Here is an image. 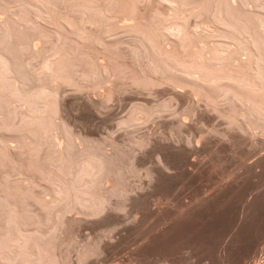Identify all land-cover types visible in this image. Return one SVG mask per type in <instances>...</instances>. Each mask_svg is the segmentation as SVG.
Wrapping results in <instances>:
<instances>
[{
    "label": "rangeland",
    "instance_id": "1",
    "mask_svg": "<svg viewBox=\"0 0 264 264\" xmlns=\"http://www.w3.org/2000/svg\"><path fill=\"white\" fill-rule=\"evenodd\" d=\"M253 1L215 0L214 4L210 0H139L136 8L131 10V7L123 9V7L117 6L111 10L103 9L105 12L102 10V15L80 13L75 14L77 17L72 19H63V16L59 18V22L62 23L59 24L62 25L61 27L66 33L62 29L60 31H62L61 34L64 32L67 36L59 40L56 36L59 32L56 24H53V21L45 14H33L35 16L31 17L38 26L43 27V30L46 28L45 31L48 29L49 34L53 35L54 33V37H57L56 47L51 49L50 44L53 39L50 36L48 38L46 36V39L43 33L40 35L41 28L37 31L36 28L27 30L21 26L22 24L26 27H34L31 25L32 21L28 20L31 24L27 23V18H31L28 17V14L25 13V16L27 15L25 18L24 13L20 18L16 15V23L13 24L15 18L13 17L11 22V19L7 20L5 13L0 11V25L6 30V32L4 29L0 31L1 36L2 33L5 34L2 36L3 38H0V136H2L0 137V203L8 202L9 206L11 202L21 203L20 205L26 204L25 208L29 210L34 208L33 210H35L36 207H40L42 202L49 201L51 203L55 196L57 198L58 194L64 195L68 191L69 194L73 191L72 196L74 193L81 194L80 196H84L83 198L86 199H99L98 196H105L107 208L105 211L103 210L104 212H100L103 215L99 213V215L84 218L79 215L80 213L78 214L76 209L68 206L70 202L66 201L65 218L68 217L65 220V233H62L64 237H72V240H75L76 248L86 242L98 246V252L91 254L92 257L88 256L85 264H264V142L262 141L264 137H261L254 128L250 129L252 132L247 130L243 133L237 129L229 130L226 121L223 119L224 122L214 112L217 110V104L219 106L225 104L223 102L225 97L214 99L215 87L221 82L228 84L231 81L232 84L235 82L237 84L239 80L238 82L235 79L232 80V77L244 78V76H248L245 74H249L257 67L256 74L259 73V78L264 76L262 73L264 72V24L262 23L264 15L263 19H261V14H259L260 17H256L258 20L260 19L258 22L257 19H254L255 17H250L247 14L249 12L252 14L251 11L254 13L257 10L256 14L259 11L264 14V0H258L260 4L257 0ZM262 2L263 5H261ZM15 3L9 4L12 13H9L8 16H12V9H16L18 6ZM257 4L263 8L259 5L258 7ZM62 10L64 11V9H61L63 13ZM245 11L247 13H244ZM155 20L163 22L160 25L158 23L159 30H154L155 24H157ZM254 22L263 25V28L260 27L261 31L258 29L259 27L257 28V23L255 26ZM124 24L136 28L133 31L131 26H125L129 27V30H126ZM133 24L139 25L133 26ZM137 26H140L138 30ZM75 27L85 28L88 32L97 28L102 29L101 39L104 42L102 43L101 40L98 43L95 40V42L92 41L96 43L95 51L86 48L85 44L90 41H80L81 39L71 32L73 30H70ZM161 28L167 35L160 39L156 34L161 31ZM146 31L150 34L149 37ZM184 35H186V42H181L180 38L184 40ZM237 36L243 40L242 43L235 39ZM177 38L181 45H178L179 42L175 43ZM1 39L3 40L1 41ZM187 42L189 43L187 44ZM244 45H247L252 51L254 50L253 56L246 53L248 51ZM158 46H161L165 53L172 52L171 55L173 53L177 55L178 52L177 59L180 58V61L185 57L189 61L190 54L192 58L194 55L196 60L190 58L193 62L194 60L195 63L198 62V66L191 65V63L182 64V61L178 60L181 63L180 65L179 62L177 63L181 66L179 67L177 64L175 65L176 58L173 57L175 63H171L172 60L169 58L172 56L170 55L171 57L165 56L169 57L165 59L171 60L168 62L171 63L170 66L174 64V67L169 69L167 60L164 59L165 62L163 60L160 62L163 57L158 59L159 53H161V51L156 53ZM133 47L135 50L138 47L139 51L143 49L140 52H143L140 57H138L139 55L133 57L137 55L136 52L139 54L138 50L135 51ZM120 48H123L124 51L122 52ZM132 49L133 52L135 51L133 56L132 54L126 55V51L129 50L132 53ZM115 56L117 57L115 58ZM111 57L113 59H108ZM248 57L249 60L245 61ZM241 60L243 61L241 62ZM244 62L253 63L254 66L253 64L249 65L253 69L250 71L249 69L252 67L248 66V70H243L245 69L242 66ZM93 63H96L99 71ZM106 63L110 64L111 68H107ZM115 63L124 65H120L121 67L117 65L118 68ZM205 63L217 67L223 66L225 63L224 65H228L229 68L224 67L222 68L224 70L216 71L206 66ZM103 65L104 69H102ZM188 65L191 66L185 68ZM55 68L60 69L63 76L61 74L59 76L52 75L53 71H56ZM241 68L243 69L240 70ZM145 71L146 73H142ZM15 72L17 73L14 74ZM43 73L51 74V76L46 78ZM89 73H92L90 82L87 80ZM109 74L113 75L112 78ZM29 75H34L36 78L34 83L31 82L33 86L29 82ZM134 75L135 78H133ZM137 75L138 77H136ZM175 75L187 78L189 83L193 77V83L194 81L198 82L201 77L202 80L206 78L202 81L205 86L201 80L198 83L207 89L206 85L213 82L211 88L215 90L210 88L211 85L208 86L211 91L199 84L196 85L199 86L197 88L194 86L196 82L191 85L184 80H178L179 77L177 79ZM260 75L263 76L260 77ZM199 76L201 77L198 78ZM83 77L86 78V81ZM139 77L140 79H137ZM181 77L180 79H182ZM75 78L80 84L76 83ZM25 80L26 82L29 80V84ZM207 81L210 84H207ZM22 82L28 85L25 87L26 89L22 88ZM135 82L139 84L137 85ZM216 82L219 83L217 86H215ZM19 83L21 84L19 85ZM88 83L89 85H87ZM231 83L230 85H232ZM143 84L146 86L143 87ZM220 86L224 87L221 84ZM232 87L235 86L232 85ZM232 87L230 86L231 89H233ZM239 87L243 88V90L240 89L243 94H247L251 90L248 88L249 90L246 91L245 87L240 85ZM224 90L223 88L222 91L227 94V90ZM252 90L255 92V89ZM261 91L263 90L261 89ZM261 91L260 89L256 90V97L259 98L260 94L257 92L261 93ZM51 92L52 94H49ZM219 92L217 94H222ZM231 92L230 94L236 96L235 93L238 94L239 90ZM256 93L259 95L257 96ZM241 96L242 93L238 97ZM248 100L251 101L250 98ZM255 101L258 104L259 101ZM45 102H48L49 105L53 103L51 105L54 106L53 112L50 109L51 106L50 108L47 104L45 106ZM212 102H216L215 108H213ZM138 104L143 105L146 110H148L147 108L153 109V107L155 110L159 105L165 107L150 115L143 113H139V115L137 112L138 115L135 114L137 119L132 123L133 125H127L128 127L119 125L122 120L130 117L134 112L133 108H136ZM261 105L257 108L251 106L254 107V111H258L259 108L264 111ZM255 106L257 105L255 104ZM44 107L50 110L44 111ZM9 108L11 109L9 110ZM12 109L13 111H11ZM262 109L260 110L262 111ZM6 110L7 112H5ZM37 116L49 119L46 120L44 117V119H37ZM32 117L36 119H32ZM39 120H43V122H39ZM47 121L49 124L52 122L51 125H48ZM29 129H35L33 133L37 136V138L34 137L36 143L30 139L33 137H31L32 132L31 136L29 135ZM49 133L52 134V137ZM46 134L49 136L46 137ZM43 137L48 138L52 145H45L47 142H45L46 139H42ZM114 144L115 146H113ZM17 151L20 152L19 156L15 154ZM8 160L15 162V168L12 167L13 163L11 164V161L9 163ZM75 171L78 173L76 172V174ZM48 173L50 174L48 175ZM91 173L95 178L91 176ZM89 177H92L91 180ZM88 181L89 184H85ZM19 186L22 188L18 190ZM66 186L67 188H65ZM21 189L26 190L22 191ZM20 190L21 193L18 195ZM11 191L13 193L17 191L16 195L14 194V196ZM17 195L20 198L15 200ZM66 221L68 222L66 223ZM75 252L69 250L67 254L70 263L74 261L72 264H76L77 261Z\"/></svg>",
    "mask_w": 264,
    "mask_h": 264
},
{
    "label": "bare ground",
    "instance_id": "2",
    "mask_svg": "<svg viewBox=\"0 0 264 264\" xmlns=\"http://www.w3.org/2000/svg\"><path fill=\"white\" fill-rule=\"evenodd\" d=\"M138 1L139 0H0V11H2V12H4L5 13V17L7 18V20H9V19H11L10 21L12 22V19H13V17L15 18L16 17V15H17V17H19L20 18V16L22 17L23 16V13H24V18L27 16H25V13L26 14H28V17H33V16H35V15H33V14H45V15H47L52 21H53V24L55 23L56 25V27H58V31L60 32H58V31H56L55 30V32H58V34L56 35V36H58V40L59 39H63V38H66V36H67V34H65L66 32L63 30V28L60 26V24H62V23H60L59 22V18H62L63 16L64 17H66V18H64L63 17V19H67V18H76L77 17V15H75V14H80V13H85V14H88V15H100L101 14V11L103 10V9H113V8H115V7H123V9L124 8H127V7H131L130 8V10L131 9H135L136 8V6H137V3H138ZM206 1H208V0H206ZM212 1V3L214 2V4H215V0H210V2ZM218 1V0H217ZM241 1V0H240ZM244 1V0H243ZM255 1V0H254ZM253 1V2H254ZM258 1V0H257ZM259 1H261V0H259ZM258 1V2H259ZM16 2V3H15ZM258 2H255V3H258ZM264 2V1H263ZM263 2H262V4L261 5H263ZM10 3H15L16 4V6H17V4H18V6L16 7V9H12V11H13V14H12V16L11 15H9L8 16V14L10 13H12L10 10ZM212 3H211V5H212ZM14 4V5H15ZM217 4V3H216ZM222 4V3H221ZM241 4V3H240ZM240 4H238V5H240ZM259 4H260V2H259ZM259 4H257V6L259 5ZM261 5H259L260 7H262ZM209 6V5H208ZM213 6V5H212ZM258 6V7H259ZM14 7V6H13ZM135 7V8H134ZM264 7V6H263ZM262 7V8H263ZM61 9H64V11H63V13L61 12ZM129 9V8H128ZM215 9V8H214ZM14 10H16V11H14ZM173 10V9H172ZM104 11V10H103ZM113 11H115V10H113ZM112 11V12H113ZM118 11V10H117ZM125 11V10H124ZM127 11V10H126ZM209 11V10H208ZM258 11V10H257ZM257 11L255 12L254 11V13L251 11V13L252 14H250V12L249 13H247L246 11L244 12V13H247L248 15H250V17H255L254 19L256 20L257 18L256 17H260L259 16V14H261L262 16H261V19H263L262 17H263V13H259L258 12V14H256L257 13ZM65 12V13H64ZM105 12V11H104ZM106 12H107V10H106ZM134 12H135V10H134ZM175 12V11H174ZM103 13V12H102ZM129 13V12H128ZM136 13V12H135ZM109 14V13H108ZM120 14V13H119ZM255 14V15H254ZM1 15V14H0ZM14 15V16H13ZM84 15V14H83ZM102 15V14H101ZM103 15H104V13H103ZM61 16V17H60ZM114 16H117V15H114ZM127 16V15H126ZM208 16V15H207ZM12 17V18H11ZM16 17V18H17ZM32 17L31 18H27V21L28 20H30V22L32 21V24L28 21L27 23H30L31 25H33L34 27H32V26H27L26 27V25H22L21 24V26L23 27V28H26L27 30H32L33 28V30H35V28L37 29V31L41 28V26H38L37 24H36V22H34V20L32 19ZM123 17V16H122ZM16 18L15 19H13V24L14 23H16L15 21H16ZM18 18V19H19ZM90 18V17H89ZM104 18V17H103ZM18 19H17V21H18ZM32 19V20H31ZM97 19V18H96ZM119 19V18H118ZM212 19V18H211ZM48 20V19H47ZM107 20V19H106ZM116 20V19H115ZM114 20V21H115ZM254 20V21H255ZM260 20V19H259ZM258 19H257V21L258 22H260ZM55 21V22H54ZM104 21V20H103ZM109 21H110V19H109ZM157 21H159V20H155V22L157 23V24H155L156 25V27L154 28V30H157L158 28L160 29V26H158V23H159V25L160 24H162L160 21L159 22H157ZM1 22V21H0ZM68 22V21H67ZM87 22V21H86ZM102 22V21H101ZM100 22V23H101ZM122 22V21H121ZM120 22V23H121ZM154 22V23H155ZM173 22V21H172ZM3 23V22H2ZM18 23V22H17ZM60 23V24H59ZM66 23V22H65ZM113 23V22H112ZM168 23H170V22H168ZM237 23V22H236ZM255 23V22H254ZM257 23V22H256ZM256 23H255V26H256ZM263 24H264V21L262 22ZM29 24V25H30ZM69 25H70V23H69ZM73 25H74V23H73ZM77 25V24H76ZM136 25H139V24H133V26H136ZM100 26V25H99ZM101 26H103V25H101ZM100 26V27H101ZM125 26H131V25H125L124 24V28H127L126 30H129V27H125ZM162 26V25H161ZM170 26V25H169ZM263 25L261 24V23H257V28L260 30L261 28H263L262 27ZM2 27V25H0V31L2 30L3 31V29H4V32H6V30H5V28H1ZM72 27V26H71ZM172 27V26H171ZM261 27V28H260ZM92 28V27H91ZM135 28L136 27H132L131 26V29L133 30H135ZM138 28H140V26L138 27L137 26V30H138ZM141 28H142V26H141ZM163 28H166L165 26H163ZM163 28H161V31L158 33V32H156V33H158V34H156L157 36H159L160 37V39H161V37H165L167 34L166 33H164V31L162 30ZM42 29V30H41ZM40 29V31H39V34L41 35L42 33L43 34H45V38H46V36H47V38H48V36H50L53 40L51 41V47H50V49L53 47V48H55L56 46V41H58L56 38L57 37H54V33H53V35L50 33H48L47 32V30L45 31V29L43 30V27ZM63 30L64 32H63V34H61L62 33V31H60V30ZM65 29V28H64ZM70 29V28H69ZM131 29H130V31H131ZM143 29V28H142ZM142 29H140V30H142ZM158 29V30H159ZM70 30H73V31H71V32H73V34H75L79 39H81L80 41H90L88 44H85L84 46L86 47V48H88V49H91V50H93V51H95L96 49L95 48H97V47H95V44L96 43H94L95 41L98 43V41L100 42V40H101V42H102V39H101V34H102V32H103V30L102 29H99V28H97V29H95V30H93V31H90V32H88L87 31V29H85V28H77V27H75V28H72V29H70ZM133 30V31H134ZM153 30V31H154ZM263 30H264V28H263ZM262 30V31H263ZM50 31V30H49ZM261 31V30H260ZM138 32V31H137ZM141 32V31H140ZM147 32V31H146ZM161 32H163V33H161ZM175 32V31H174ZM232 32V31H231ZM1 33V32H0ZM38 33V32H37ZM68 33H69V31H68ZM110 33V32H109ZM143 33L145 34V32H144V30H143ZM177 33V32H176ZM235 33V32H234ZM3 34L4 33H2V36H3ZM38 34V35H39ZM42 34V35H43ZM70 34V33H69ZM68 34V35H69ZM146 34H149L148 32L146 33ZM155 34H153V35H155ZM170 34V33H169ZM172 34H173V32H172ZM229 34V33H228ZM5 35V34H4ZM183 35V34H182ZM231 36H232V34H230ZM1 36V34H0V38L2 37ZM61 36V37H60ZM70 36V35H69ZM102 36H103V34H102ZM148 37L150 36V34L149 35H147ZM152 36V35H151ZM169 36V35H168ZM167 36V37H168ZM171 36V35H170ZM173 36V35H172ZM178 36H179V34H178ZM236 36V35H235ZM264 36V35H263ZM180 37V36H179ZM186 37V35H184L183 36V38H184V40L182 39V38H180L181 39V42H183V41H185V38ZM3 38V37H2ZM46 38V39H47ZM69 38V37H68ZM67 38V39H68ZM149 40H150V38H148ZM155 39H157V38H155ZM171 39V38H170ZM178 39V38H177ZM176 39V41L177 42H175L176 44L178 43V45L180 44L181 45V43H180V41H179V39L177 40ZM235 39H237L238 41H240L241 43H242V39H240V38H238V36L235 38ZM3 39H1V41H2ZM95 40V41H94ZM105 40V39H104ZM151 40H152V37H151ZM151 40L149 41V42H151ZM44 41H45V39H44ZM49 41V40H48ZM74 41V40H73ZM80 41H78L77 40V42H80ZM92 41H94V42H92ZM135 41V40H134ZM148 41V40H147ZM157 41V43H158V40H156ZM167 41V40H166ZM172 41V40H171ZM175 41V40H174ZM190 41V40H189ZM61 42V41H60ZM67 42V41H66ZM85 42V43H86ZM104 42V41H103ZM102 42V43H103ZM186 42V41H185ZM239 42V43H240ZM46 43V42H45ZM44 43V44H45ZM48 43V42H47ZM46 43V44H47ZM73 43V42H72ZM75 43V42H74ZM73 43V44H74ZM92 43H94V44H92ZM171 43V42H170ZM174 43V44H175ZM189 42H187V44H188ZM244 43V42H243ZM250 43V42H249ZM43 44V43H42ZM82 44H84V43H82ZM101 44V43H100ZM143 44V43H142ZM172 44V43H171ZM49 45V46H50ZM58 45H59V43H58ZM61 45H62V43H61ZM77 45V44H76ZM81 45V44H80ZM94 45V46H93ZM136 45V44H135ZM153 45V44H152ZM239 45V44H238ZM250 45V44H249ZM41 46V45H40ZM39 46V47H40ZM48 46V47H49ZM55 46V47H54ZM84 46H82V48H85ZM104 46V45H103ZM114 46V45H113ZM137 46V45H136ZM139 46H141L140 44H139ZM148 46V45H147ZM157 46V45H156ZM175 46V45H174ZM187 46V45H186ZM240 46V45H239ZM58 47V46H57ZM81 47V46H80ZM116 47V46H115ZM146 47V46H145ZM153 47H155V46H153ZM159 47H161V46H158V48ZM175 47H177V46H175ZM180 48H181V46H179ZM183 47V46H182ZM250 47V46H249ZM110 48V47H109ZM113 48V47H112ZM111 48V49H112ZM134 48V47H133ZM138 47H136V50H138L137 49ZM157 48V50H156V53L158 52L159 53V51H161V53H159V56H158V59H159V57L161 58V57H163V58H161V60H160V62L163 60L164 61V59L165 58H169V57H171L172 56V58H169V59H171L172 60V62L171 63H175V62H173L174 60V58H176L175 59V61H176V63H175V65L180 61V58L179 59H177L178 58V52H177V55H174V53H173V55H171V53L172 52H169V51H167L166 53L163 51V49H162V47L161 48H159L158 49ZM179 48V49H180ZM244 48L245 49H247V51L248 52H246V53H248V54H251V56H253L252 55V52L254 51H252L251 49H249L248 48V46L246 45H244ZM251 48V47H250ZM88 49H86V50H88ZM107 49V48H106ZM111 49H110V51H111ZM130 49V48H129ZM142 49V48H141ZM156 49V48H155ZM176 49V48H175ZM249 49V50H248ZM26 50V49H25ZM28 50V49H27ZM103 50V49H102ZM105 50V49H104ZM109 50V49H108ZM120 50H122V52L124 51V49L122 48H120ZM134 50H135V48H134ZM135 50V51H136ZM143 50V49H142ZM142 50H138V52H139V54L136 52L135 54H137V55H134L133 56V53L135 52H133V49L131 50L132 51V53H130L129 52V50H125L126 51V55H131L132 54V56L133 57H137L138 55V57H140V55L143 53H140ZM256 50V49H255ZM29 51H30V49H29ZM28 51V52H29ZM62 51V50H61ZM89 51V50H88ZM109 51V52H110ZM146 51V50H145ZM166 51V50H165ZM175 51V50H174ZM229 51V50H228ZM91 52V51H90ZM106 52H107V50H106ZM117 52V51H116ZM164 52V53H163ZM170 54H169V53ZM192 52V54H193V51H191ZM104 53V52H103ZM114 53V52H113ZM149 53V52H148ZM181 53V52H180ZM179 53V54H180ZM187 53V52H186ZM87 54V53H86ZM106 54V53H105ZM112 54V53H111ZM115 54V53H114ZM154 54V53H153ZM162 54H164V56H162ZM167 54V55H166ZM98 55V54H97ZM129 55V56H130ZM156 55V54H155ZM171 55V56H170ZM181 55V54H180ZM179 55V56H180ZM189 55V54H188ZM197 55V54H196ZM86 56V55H85ZM94 56V55H93ZM112 56V55H111ZM131 56V57H132ZM165 56H169V57H165ZM176 56V57H175ZM187 56V55H186ZM233 56V55H232ZM251 56H250V59H251ZM64 57V56H63ZM83 57V56H82ZM113 57V56H112ZM108 58V59H113V58ZM117 56H115V58H116ZM130 57V58H131ZM142 57V56H141ZM145 57V56H144ZM155 57H157V56H155ZM174 57V58H173ZM182 57V56H181ZM192 58V56H191V54H190V56H189V61H190V59ZM199 57V56H198ZM197 57V58H198ZM202 57V56H201ZM183 58V57H182ZM186 58V57H185ZM184 58V59H185ZM196 58V56H194L193 55V58L192 59H195ZM222 58V57H221ZM256 58H257V56H256ZM169 59H165V60H167L166 62L168 63V62H170L171 60H169ZM184 59H182L180 62L182 63V64H190L191 63V65L192 64H195L196 66H198L197 65V63H195V60H194V62L192 61V59H191V61L189 62L188 61V59L186 60L185 59V61H184ZM228 59H230V58H228ZM262 59V58H261ZM179 60V61H178ZM198 60V59H197ZM223 60H225V59H223ZM234 60V59H233ZM247 60H249V57L247 58V59H245V61H247ZM257 60V59H256ZM43 61V60H42ZM56 61V60H55ZM68 61V60H67ZM94 61V60H93ZM92 61V62H93ZM110 61V60H109ZM112 61V60H111ZM110 61V62H111ZM130 61V60H129ZM148 61V60H147ZM240 61V60H239ZM243 60H241V62H242ZM251 62H252V60H250ZM254 61V60H253ZM90 62V61H89ZM88 62V63H89ZM113 63H114V61H112ZM165 62V61H164ZM164 62H162V63H164ZM179 62V65L181 64ZM185 62V63H184ZM189 62V63H188ZM205 62V61H204ZM219 62V61H218ZM251 62L249 63V64H247V63H245L244 62V64L242 65V66H244L245 67V69H243V68H241L240 70H248V66L249 65H252L251 64ZM112 63V64H113ZM116 63H117V61H116ZM116 63H115V65H116ZM171 63H168V66H170L169 64H171ZM231 63V62H230ZM240 63V62H239ZM256 63V62H255ZM89 64H91L92 65V63H89ZM96 65V63H93V65ZM98 64V63H97ZM107 64V63H106ZM166 64V63H165ZM206 64V63H205ZM221 64H223V63H221ZM225 64V63H224ZM223 64V66H220V64H219V66L220 67H217V66H215V65H211V64H206V66H208L209 68H211L212 70L214 69V70H216V71H218V69H221V70H224V69H222V68H224V67H228L229 68V66L227 65V64H229V63H227L226 65L227 66H225ZM58 65V64H57ZM99 65V64H98ZM108 65V66H107ZM106 66H107V68H111V66H110V64H107ZM117 65H119V64H117ZM116 65V66H117ZM120 65H124V64H120ZM119 65V66H120ZM174 64H172L170 67H168L169 69H171V67L173 66ZM178 65V64H177ZM178 65V66H179ZM191 65H188V67H185V68H189V66H191ZM202 65V64H201ZM258 65V64H257ZM102 66V65H101ZM100 66V67H101ZM105 66V67H106ZM139 66V65H138ZM167 66V65H166ZM253 66H254V64H253ZM46 67V66H45ZM61 67V66H60ZM93 67V66H92ZM113 67H114V65H113ZM118 67V66H117ZM116 67V68H117ZM121 67V66H120ZM127 67V66H126ZM143 67V66H142ZM154 67V66H153ZM174 67V66H173ZM179 67H181V66H179ZM237 67V66H236ZM250 67H252V66H249V68ZM52 68V67H51ZM50 68V69H51ZM96 68H98L97 67V65H96ZM95 68V69H96ZM119 68V67H118ZM183 68V67H182ZM191 68H193V67H191ZM240 68V67H239ZM238 68V69H239ZM256 68V67H255ZM56 69V68H55ZM54 69V70H55ZM58 69V68H57ZM57 69H56V71H53V73L54 74H52V75H57V76H59L60 74H61V76H63V74L62 73H60V69H58V71H57ZM102 69H104V65H103V68ZM126 69V68H125ZM128 69V68H127ZM237 69V68H236ZM251 69H253V67L252 68H250L249 70L251 71ZM256 69H258V67L256 68ZM256 69L255 70H252L251 72H252V74H251V72H249V74H245V75H248V76H244V78H238L237 76H236V78H234V77H232V80H234L235 79V81L237 80V82H238V80H239V83H237L236 84V82L235 81H232V82H235L234 84H232L231 83V81H230V83L233 85V86H235L234 88L236 89V90H233L234 88L232 87V85H230V83H226V84H222V82L220 83L222 86H224L223 88L225 89V90H227V94L229 93L230 94V91H232L231 93H233V91L234 92H236L237 90H239V92L241 91V90H243V88H240L239 87V85L241 86V87H245L244 89L246 90V91H248L249 89L248 88H251V90L252 89H255V92H256V90L258 91L259 89H260V91H261V89L264 91V74L263 75H260V77H262L263 76V78H259V76H258V74H256L257 72H256ZM12 70V69H11ZM52 70V69H51ZM111 70V69H110ZM142 70V69H141ZM154 70V69H153ZM197 70V69H196ZM204 70V69H203ZM235 70V69H234ZM67 71V70H66ZM97 71H99V68H98V70ZM103 71V70H102ZM112 71V70H111ZM117 71H118V69H117ZM121 71V70H120ZM139 71V70H138ZM144 71V70H143ZM237 71H239V70H237ZM259 71V70H258ZM58 72V73H57ZM87 72V71H86ZM108 72V71H107ZM113 72V71H112ZM136 72V71H135ZM211 72V71H210ZM213 72V71H212ZM220 72V71H219ZM244 72V71H243ZM245 72H247V71H245ZM244 72V73H245ZM255 72V73H254ZM17 72H15L14 74H16ZM44 73H46V72H44ZM43 73V74H44ZM57 73V74H56ZM118 73H120V72H118ZM142 73H146V71L145 72H142ZM141 73V74H142ZM201 73V72H200ZM224 73V72H223ZM248 73V72H247ZM254 73V74H253ZM261 73V72H260ZM262 73H264V72H262ZM261 73V74H262ZM29 74V73H28ZM47 74V73H46ZM50 74V73H49ZM90 75H88L87 74V76H89L88 78H87V76H85L86 78H87V80H89V82L91 81L90 79L92 78V77H90L91 76V74L92 73H89ZM96 74V73H95ZM113 74V73H112ZM195 74H196V72H195ZM238 74V73H237ZM241 74V73H240ZM104 75V74H103ZM108 75V74H107ZM110 75V74H109ZM114 75H116L115 73H114ZM140 75V74H139ZM143 75V74H142ZM171 75V74H170ZM172 75H174V74H172ZM181 75V74H180ZM244 75V74H243ZM30 76V75H29ZM46 76V78H48L49 76H51V74L50 75H45L44 74V77ZM48 76V77H47ZM96 76V75H95ZM111 76V75H110ZM110 76H108V77H110ZM113 76V75H112ZM112 76H111V78H112ZM217 76V75H216ZM242 76V75H241ZM12 77V76H11ZM19 77V76H18ZM17 77V78H18ZM85 77H83L85 80L84 81H86V78ZM118 77V76H117ZM136 77H138V75L136 76ZM142 77V76H141ZM148 77V76H147ZM178 77H179V79H178ZM180 77L181 76H176L175 75V78H177L178 80H184L185 82H187V83H189V81L188 80H186L187 78H184V77H181L182 79H180ZM201 76H199L198 78H200ZM219 77V76H218ZM239 77H240V75H239ZM58 78V77H57ZM120 78V77H119ZM122 78V77H121ZM133 78H135V75H134V77ZM145 78V77H144ZM202 78V77H201ZM200 78V80H201V83L203 84V80L204 79H206V78H204L203 80ZM210 78V77H209ZM209 78H207V79H209ZM217 78V77H216ZM238 78V79H237ZM29 80H27V82L29 81L30 83L32 82V83H34V81H36V78H35V76L34 75H31L30 76V78H28ZM50 79V78H49ZM76 79V78H75ZM108 79V78H107ZM137 79H140V77L139 78H137ZM142 79V78H141ZM146 79V78H145ZM193 79H194V77H193ZM193 79H192V81H193ZM56 80V79H55ZM60 80V79H59ZM110 80V79H109ZM132 80H134V79H132ZM195 80H197V78L195 77ZM199 80V79H198ZM200 80L198 81V82H200ZM75 81V80H74ZM93 81H95V80H93ZM115 81V80H114ZM141 81V80H140ZM143 81H145L144 79H143ZM177 81V80H176ZM191 81V80H190ZM191 81V82H192ZM212 81V80H211ZM25 82H26V80H25ZM25 82H22V88L24 87H26V86H28ZM29 82H28V84H29ZM44 82V81H43ZM62 82V81H61ZM78 81H77V79H76V83H77ZM88 82V81H87ZM142 82V81H141ZM189 83V84H191V85H193L195 82V85L194 86H196V85H198L199 84V86H201V87H204L203 85H200V83H198L197 81H194V83L192 82V83ZM206 82V81H205ZM204 82V83H205ZM31 83V85L33 86V84ZM36 83V82H35ZM79 83V82H78ZM93 83V82H92ZM100 83V82H99ZM136 83V82H135ZM180 83V82H179ZM213 83V82H212ZM211 83V84H212ZM21 83H19V85H20ZM80 84V83H79ZM137 85L139 84L138 82L136 83ZM141 84V83H140ZM146 84H147V82H146ZM206 84V83H205ZM207 84H210V82H208L207 81ZM210 84V85H211ZM219 83H217L216 82V85H215V83H214V85L215 86H217ZM220 84L217 86V87H215L216 88V90L215 89H212L211 87H213L212 85L210 86V85H206L207 86V89L206 90H209V88H208V86H210V88L212 89V90H215L214 92L216 93H214L215 94V97H214V99L217 97H220V99L221 98H224V101L223 100H221V101H223L224 103H222V104H224L223 106H224V108H221V107H223L221 104H220V106H219V104H217L218 105V107L221 109H219L218 107H217V110H215L214 112H216L217 114L216 115H218V117H220L222 120L224 119L225 121H226V123L228 124L227 126H229L228 128H230L229 130H231L232 129V131H234L233 129H237V130H239V131H242V133L243 132H245V131H249L250 129H252L253 130V128L254 129H256L257 131H258V133H259V135H261V137H264V111H263V109L262 108H259V110L260 109H262V111L260 110H258V109H256V110H258V111H254L253 110V108L255 107V108H257L258 106H260L261 104V107H263L264 108V92L263 91H261V93L260 92H257V93H259V94H257V96L259 95V98L258 97H256V95H255V92H254V90H252V93H250L251 92V90H249L248 91V95L246 94H243V92H240V93H242V96L241 97H243V98H245V99H243V98H241V97H238L239 95H240V93L238 92V94H237V92L235 93L236 94V96H234V94H230V95H227V94H225L222 90H223V88H221V86H220ZM236 84V85H235ZM239 84V85H238ZM50 85V84H49ZM85 85V84H84ZM87 85H89V83L87 84ZM144 85V86H143ZM142 86L143 87H145L146 85L145 84H143ZM233 88V89H231L230 88V86ZM238 85V86H237ZM82 86V85H81ZM103 86V85H102ZM198 86V87H199ZM219 86H220V88H219ZM236 86H237V88H236ZM41 87V86H40ZM85 87V86H84ZM197 87V86H196ZM197 87V88H198ZM227 87H229V88H227ZM239 87V88H238ZM21 88V89H22ZM23 88V89H24ZM30 88V85H29V87H28V89ZM47 88V87H46ZM26 89V88H25ZM32 89V88H31ZM37 89V88H36ZM116 89V88H115ZM205 89H203L204 91H205ZM219 89H220V92H222V94L219 92ZM230 89V90H229ZM241 89V90H240ZM34 90V89H33ZM40 90V89H39ZM95 90V89H94ZM201 90V89H200ZM224 90V91H225ZM28 91V90H27ZM26 91V92H27ZM52 91V90H51ZM209 91H211V90H209ZM221 94H217L218 92ZM245 91V92H246ZM21 92V91H20ZM57 92H58V90H57ZM19 93V92H18ZM28 93V92H27ZM34 93V92H33ZM263 93V94H262ZM24 94H25V91H24ZM31 94H32V90H31ZM49 94H52V92L51 93H49ZM262 94V95H261ZM5 95V94H4ZM3 95V97L5 98L6 97V95L4 96ZM208 95V94H207ZM217 95V96H216ZM219 95V96H218ZM226 95V96H225ZM252 95V96H251ZM30 96V95H29ZM32 96V95H31ZM48 97H50L49 95H47ZM52 96H55V95H52ZM214 96V95H213ZM244 96H246V97H244ZM251 96V97H250ZM262 96V97H261ZM28 97V96H27ZM38 97V96H37ZM42 97V96H41ZM40 97V98H41ZM57 98H58V96H56ZM254 97H256V98H254ZM3 98V99H4ZM9 98V97H8ZM7 98V99H8ZM47 98V97H46ZM55 98V97H54ZM56 98V99H57ZM248 98H250L251 99V101H252V103L254 104H252L251 103V101L250 100H248ZM254 98V99H253ZM29 99V98H28ZM51 99H53V98H51ZM247 99V100H246ZM261 99H262V101H261ZM24 100V99H23ZM46 100V99H45ZM55 100V99H54ZM54 100H52V101H54ZM255 100H257V101H259L258 102V104H257V102L255 101ZM37 101V100H36ZM43 101V100H42ZM263 102V103H261V102ZM34 102V101H33ZM40 102V101H39ZM255 102V103H254ZM48 102H45V106H46V104H47ZM213 103V108H215L214 106V104H216V102H212ZM260 103V104H259ZM44 104V103H43ZM53 104V103H52ZM51 104V105H52ZM163 104H165V103H163ZM167 104V103H166ZM255 104L257 105V106H255ZM48 106H49V108H50V106L51 105H49V104H47ZM141 104H138V106L136 107V108H133L134 109V112L130 115V117L129 118H126L125 120H122V122H120L119 123V125H122V127L123 126H127V125H129V126H131L130 124H132L133 122H135V120L137 119L136 117H135V114L138 112V114L139 113H143V114H151V113H153L154 114V112H159L160 110L159 109H163V107H165L164 105L162 106L161 105V107H160V105H159V107H157V108H155V110H154V107H153V109H150V108H147L148 110H146V109H144L143 108V105L142 106H140ZM254 106V107H252V106ZM57 106H58V104H57ZM8 107H10V106H8ZM54 107V106H53ZM53 107L51 106V108L50 109H52V112L54 111L53 110ZM135 107V106H134ZM212 107V106H211ZM49 108H45L44 107V111L45 110H50ZM146 108V107H145ZM11 108H9V110H10ZM56 109H58V108H56ZM55 109V110H56ZM218 109H219V111H218ZM38 110H39V108H38ZM152 110V111H151ZM11 111H13V109L11 110ZM5 112H7V110L5 111ZM47 112H49V111H47ZM58 112V111H57ZM162 112V111H161ZM9 113V112H8ZM7 113V114H8ZM33 113V112H32ZM44 113H46V112H44ZM43 113V114H44ZM14 114H15V112H14ZM13 114V115H14ZM31 114V113H30ZM38 114V113H37ZM138 114H136V116L138 115ZM152 114V115H153ZM20 115V114H19ZM24 115V114H23ZM26 115V114H25ZM24 115V116H25ZM34 115V114H33ZM56 115V114H55ZM140 115V114H139ZM11 116V115H10ZM31 116V115H30ZM29 116V117H30ZM44 116H46V115H44ZM44 116H37L36 118L38 119H42ZM48 116V115H47ZM147 116V115H146ZM49 117V116H48ZM47 117V118H48ZM149 117V116H148ZM151 117V116H150ZM22 118V117H21ZM36 118H34V117H32V119H36ZM44 118H46V117H44ZM43 118V119H44ZM47 118H46V120H47ZM51 118H53V117H51ZM10 119H11V117H10ZM17 119V118H16ZM49 119V118H48ZM56 119V118H55ZM31 120V119H30ZM46 120H45V123H46ZM223 120V121H224ZM4 121V120H3ZM21 121H22V119H21ZM34 121V120H33ZM36 121H38V120H36ZM41 120H39V122H40ZM50 121V120H49ZM52 121V120H51ZM224 121V122H225ZM24 122H27V120L25 121L24 120ZM23 122V123H24ZM41 122H43V120L41 121ZM48 122V121H47ZM55 122V121H54ZM139 122V121H138ZM138 122H137V124H138ZM18 123H21V124H23L22 122H18ZM52 123V122H51ZM51 123L49 124V122H48V125H51ZM3 124V123H2ZM9 124V123H8ZM28 124H29V122H28ZM58 124H60V123H58ZM135 124V123H134ZM5 125H7V124H5ZM133 125V124H132ZM180 125V124H179ZM26 126V125H25ZM38 126V125H37ZM41 126V125H40ZM138 126V125H137ZM24 127V126H23ZM27 127V126H26ZM36 127V126H35ZM47 127V126H46ZM45 127V128H46ZM50 127H52V126H50ZM128 127V126H127ZM37 128V127H36ZM41 128V127H40ZM57 128V127H56ZM131 128V127H130ZM179 128V127H178ZM12 129V128H11ZM47 129V128H46ZM51 129V128H50ZM122 129V128H121ZM24 130V129H23ZM33 130H35V129H33ZM33 130H28L29 131V135L31 136V132H32V136L31 137H33V139L32 138H30L32 141H34V137L35 138H37V136L33 133ZM40 130V129H39ZM48 130V129H47ZM55 130V129H54ZM57 130V129H56ZM123 130V129H122ZM18 131V130H17ZM16 131V132H17ZM58 131V130H57ZM214 131V130H213ZM251 131V130H250ZM2 132H3V130H2ZM45 132H46V130H45ZM252 132V131H251ZM23 133V132H22ZM27 133V132H26ZM38 133V132H37ZM44 133V132H43ZM57 133V132H56ZM24 134V133H23ZM28 134H27V136H28ZM35 136H34V135ZM50 134V133H49ZM215 134H216V132H215ZM245 134H247V133H245ZM244 134V135H245ZM257 134V133H256ZM41 135V134H40ZM43 135V134H42ZM47 135L48 134H46V137H47ZM51 135V137H52V134H50ZM248 135V134H247ZM255 135V134H254ZM22 136V135H21ZM29 136V137H30ZM49 136V135H48ZM55 136V135H54ZM220 136V135H219ZM227 136V135H226ZM0 137H2V136H0ZM46 137H43L42 139L43 140H45V142H47L45 145H49V144H51L52 145V143H51V141L50 140H48V138H46ZM256 137V136H255ZM17 138V137H16ZM30 139H28V140H30ZM41 139V140H42ZM57 139V138H56ZM53 140V139H52ZM109 140H111V139H109ZM262 140V138L260 139V141ZM39 141V140H38ZM114 141V140H113ZM131 141V140H130ZM263 142H264V139L262 140ZM35 143H36V141H34ZM50 142V143H49ZM229 142V141H228ZM262 142V143H263ZM55 143V142H54ZM34 144V143H33ZM32 144V145H33ZM41 144V143H40ZM108 144H109V142H108ZM112 144V143H111ZM115 144H116V142H115ZM115 144L113 145V146H115ZM135 145H136V143H134ZM141 144V143H140ZM257 144V143H256ZM255 144V145H256ZM27 145V144H26ZM29 145V144H28ZM44 145V146H45ZM137 145H139V144H137ZM24 146H25V144H24ZM42 146V145H41ZM55 146V145H54ZM28 147V146H27ZM26 147V148H27ZM29 147H30V145H29ZM46 147V146H45ZM50 147V146H49ZM21 148V147H20ZM24 148V147H23ZM52 148H53V146H52ZM259 148H260V146H259ZM5 149V148H4ZM19 149V148H18ZM22 149V148H21ZM31 149V148H30ZM46 149H47V147H46ZM9 150V149H8ZM23 150V149H22ZM43 150V149H42ZM48 150V149H47ZM53 150V149H52ZM16 151V150H15ZM6 152V151H5ZM23 152V151H22ZM37 152V151H36ZM2 153V152H1ZM7 153V152H6ZM29 153H30V151H29ZM33 153V152H32ZM15 154H20V152H16ZM14 154V155H15ZM51 154V153H50ZM3 155V154H2ZM25 155V154H24ZM19 156V155H18ZM3 158H4V155L2 156ZM1 157V158H2ZM14 157V156H13ZM12 157V158H13ZM15 157H16V155H15ZM26 157V156H25ZM6 158V157H5ZM22 158H24V157H22ZM50 158V157H49ZM16 159V158H15ZM6 160V159H5ZM4 160V161H5ZM13 160H14V158H13ZM22 160V159H21ZM30 160H31V158H30ZM52 160V159H51ZM9 161V160H8ZM11 161V160H10ZM10 161H9V163H10ZM28 161V160H27ZM3 162V161H2ZM22 162V161H21ZM91 162V161H90ZM6 163V162H5ZM13 163V161H11V164ZM15 163V162H14ZM14 163L11 165L12 167H14ZM26 163V162H25ZM92 163V162H91ZM97 164V163H96ZM102 164V163H101ZM100 164V165H101ZM6 165V164H5ZM16 165V164H15ZM62 165V164H61ZM20 166V165H19ZM60 166V165H59ZM90 166V165H89ZM93 166V165H92ZM2 167H4V166H2ZM47 167V166H46ZM79 167V166H78ZM82 167V166H81ZM86 168L88 167V166H85ZM15 168V167H14ZM14 168H12V169H14ZM85 168V169H86ZM90 169H91V167H89ZM20 169V168H19ZM31 170V169H30ZM51 170V169H50ZM56 170H57V168H56ZM79 170H80V168H79ZM88 170V169H87ZM255 170V169H254ZM12 171V170H11ZM23 171V170H22ZM51 171H53V170H51ZM78 171V170H77ZM77 171H75V173L77 172ZM90 171V170H89ZM46 172H47V170H46ZM50 172V171H49ZM79 172V171H78ZM77 172V173H78ZM92 172V171H91ZM103 172V171H102ZM17 173V172H16ZM76 173V174H77ZM95 173V172H94ZM50 173H48V175H49ZM96 174H97V172H96ZM99 174V173H98ZM101 174V173H100ZM17 175V174H16ZM55 175V174H54ZM69 175H71V174H69ZM81 175V174H80ZM51 176V175H50ZM91 176H93V173H91ZM45 177V176H44ZM48 177V176H47ZM59 177V176H58ZM60 177H62V175H60ZM71 177V176H70ZM70 177H69V179H70ZM76 177V176H75ZM75 177H74V179H75ZM78 177V176H77ZM84 177V176H83ZM83 177H81V178H83ZM36 178V177H35ZM80 178V177H79ZM88 178V177H87ZM90 178V177H89ZM92 178V177H91ZM91 178H90V180H91ZM93 178H95L94 176H93ZM31 179V178H30ZM49 179H50V177H49ZM58 179V178H57ZM60 179V178H59ZM58 179V180H59ZM72 179V178H71ZM58 180H56L57 182H58ZM93 180H95V179H93ZM47 181V180H46ZM68 181V180H67ZM71 181V180H70ZM73 181V180H72ZM78 181V180H77ZM83 181H84V179H83ZM87 181V180H86ZM65 182V181H64ZM76 182V181H75ZM85 182V181H84ZM111 182V181H110ZM60 183V182H59ZM69 183V182H68ZM77 183V182H76ZM82 183V182H81ZM92 183V182H91ZM50 184V183H49ZM53 184V183H52ZM55 184V183H54ZM67 184V183H66ZM73 183L71 182V185H72ZM85 184H89V181H88V183H85ZM84 184V185H85ZM93 184V183H92ZM17 185V184H16ZM32 185V184H31ZM40 185V184H39ZM64 185V184H63ZM63 185H61V186H63ZM70 185V186H71ZM77 185V184H76ZM75 185V186H76ZM10 186V185H9ZM25 186V185H24ZM52 186V185H51ZM59 186V185H58ZM69 186V187H70ZM82 186V185H81ZM91 186V185H90ZM90 186H89V189H90ZM100 186H101V184H100ZM36 187V186H35ZM53 188H54V186H52ZM51 187V188H52ZM64 187V186H63ZM83 187V186H82ZM99 187V186H98ZM13 188H14V186H13ZM20 188H22V186L20 187H17V189L19 190ZM23 188H25V187H23ZM50 188V187H49ZM60 188V187H59ZM65 188H67V186L65 187ZM71 188V187H70ZM92 188V187H91ZM112 188V187H111ZM15 189V188H14ZM93 189V188H92ZM22 191H25V190H23V189H21ZM21 190L18 192V195L21 193ZM35 190V189H34ZM54 190V189H53ZM59 190V189H58ZM66 190H68V189H66ZM71 190V189H70ZM83 190V189H82ZM113 190V189H112ZM51 191V193H52V190H50ZM49 191V192H50ZM77 191V190H76ZM80 191V190H79ZM89 191V190H88ZM91 191V190H90ZM95 191V190H94ZM7 192V191H6ZM12 192V191H11ZM10 192V193H11ZM17 191H15V193H16ZM66 192V191H65ZM64 192V193H65ZM69 192V191H68ZM67 192V194H64V195H60V194H58L57 196H59V197H57L56 198V196L54 197V199H52V202L51 203H49V201L47 202H42V201H39L40 203L42 202V203H44V204H42L41 203V205H40V207H36L35 208V210H33V209H31V210H29V209H27V208H25V206L24 205H26V204H22V205H20L21 203H12L11 202V204H13V205H11L10 204V206H9V203L8 202H6V203H8V204H1L0 203V264H72L74 261H72L71 263H70V259H69V257H68V252H69V250H73V251H76L75 253H74V255L76 254V256H77V261H76V257H75V263L76 264H85V260L87 259V257L88 256H90L91 254H95V252H98L97 250H98V246H97V244L95 245V244H89V243H84L82 246L80 245V246H78L79 248H76V246H74V241L72 240V237H70V236H68V237H64V235L62 234L63 232L65 233V231H64V229L66 230V226H65V220H67V217L65 218V208H66V206H67V200H68V202H70V204L68 205V206H71V208L73 209H76V211L78 212V214L79 215H81V216H83V218L84 217H90V216H94V215H99V213L100 212H102L103 210L105 211V209L107 208L106 207V202H105V196L102 194V196H104V197H100V196H98L97 198H99V199H96V198H91V199H93V200H91L89 197H87V198H89V199H86V198H83V197H81L80 195H77L76 193H74L73 194V196L71 195V193L73 192V191H71L70 192V194ZM84 192V191H83ZM96 192V191H95ZM10 193H9V195H10ZM15 193H13L12 192V194L14 195ZM25 193V192H24ZM27 193V192H26ZM50 193V194H51ZM80 193H82V192H80ZM93 193V192H92ZM91 193V194H92ZM108 193V192H107ZM111 193H113V192H111ZM125 193V192H124ZM5 194V193H4ZM78 194H79V192H78ZM84 194V193H83ZM87 194V193H86ZM89 194V193H88ZM90 194V195H91ZM119 194V193H118ZM121 194V193H120ZM16 195V194H15ZM14 195V196H15ZM18 195H17V197H15V200L18 198H20V197H18ZM41 195V194H40ZM39 195V196H40ZM51 195H53V194H51ZM72 197H71V196ZM95 195V194H94ZM93 195V196H94ZM98 195V194H97ZM99 195H101V194H99ZM87 196V195H86ZM92 196V197H93ZM107 196V195H106ZM111 196V195H110ZM109 196V197H110ZM2 197H4V196H2ZM96 197V196H95ZM112 197V196H111ZM121 197H123V196H121ZM28 198V197H27ZM49 198V197H48ZM102 200H101V199ZM25 199V198H24ZM45 199H47V198H45ZM94 199H95V201H94ZM49 200V199H48ZM97 200H99V201H97ZM104 200V201H103ZM0 201H1V198H0ZM6 201H8V200H6ZM10 201V200H9ZM12 201H13V198H12ZM18 201H20V200H18ZM3 202V201H2ZM4 202H5V200H4ZM17 202V201H16ZM25 202V201H24ZM26 203V202H25ZM46 203V204H45ZM109 203V202H108ZM17 204V205H16ZM19 204V205H18ZM39 204V203H38ZM110 204V203H109ZM28 206V205H27ZM39 206V205H38ZM110 206V205H109ZM29 208V207H28ZM70 208V207H69ZM68 209V208H67ZM109 210V209H108ZM73 211V210H72ZM71 211V212H72ZM103 211V212H104ZM69 212V211H68ZM70 212V213H71ZM74 213H75V211H73ZM121 212V211H120ZM76 214V213H75ZM100 214H102V213H100ZM103 215V214H102ZM70 218V217H69ZM68 218V219H69ZM94 219V218H93ZM75 220H77V219H75ZM68 221H66V223H67ZM72 222V221H71ZM78 222H79V220H78ZM102 223V222H101ZM73 224V223H72ZM71 224V225H72ZM68 225V224H67ZM116 225V224H115ZM70 226V225H69ZM68 227V226H67ZM98 228V227H97ZM69 229V228H68ZM106 235V234H105ZM89 238V237H88ZM98 239V238H97ZM92 240V239H91ZM90 240V241H91ZM77 241V240H76ZM89 241V242H90ZM95 241V240H94ZM102 241V240H101ZM93 242V241H92ZM75 247V248H74ZM71 253H72V251H71ZM97 254V253H96ZM94 256H96V255H94ZM90 257H92V256H90ZM89 257V258H90ZM71 258V257H70ZM87 264V263H86Z\"/></svg>",
    "mask_w": 264,
    "mask_h": 264
}]
</instances>
